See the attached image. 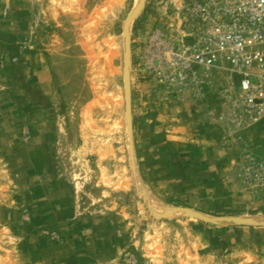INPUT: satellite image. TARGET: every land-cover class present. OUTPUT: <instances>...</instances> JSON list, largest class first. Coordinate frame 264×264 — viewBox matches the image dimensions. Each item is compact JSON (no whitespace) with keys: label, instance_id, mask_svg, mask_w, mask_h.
<instances>
[{"label":"rangeland","instance_id":"1","mask_svg":"<svg viewBox=\"0 0 264 264\" xmlns=\"http://www.w3.org/2000/svg\"><path fill=\"white\" fill-rule=\"evenodd\" d=\"M140 1L0 0V264H264V190L242 178L264 114L233 106L225 63L181 85L153 51L181 50L189 0L130 24V135Z\"/></svg>","mask_w":264,"mask_h":264},{"label":"built area","instance_id":"2","mask_svg":"<svg viewBox=\"0 0 264 264\" xmlns=\"http://www.w3.org/2000/svg\"><path fill=\"white\" fill-rule=\"evenodd\" d=\"M186 11L191 29L180 51L161 34L152 39L159 59L170 52L173 81L192 84L201 69L210 73L225 63L238 77L233 106L247 115H263L264 0H189ZM242 175L249 186L264 190V158L248 157Z\"/></svg>","mask_w":264,"mask_h":264},{"label":"water","instance_id":"3","mask_svg":"<svg viewBox=\"0 0 264 264\" xmlns=\"http://www.w3.org/2000/svg\"><path fill=\"white\" fill-rule=\"evenodd\" d=\"M146 0H141L136 9L133 11L131 16L127 19L125 24L126 34V53H125V85H126V99H127V121L129 125V132L132 137V106H131V77H130V58H131V46H130V24L140 14L144 7ZM182 210V209H181ZM186 215L194 216L200 219L207 220V218L197 212L186 211Z\"/></svg>","mask_w":264,"mask_h":264},{"label":"trees","instance_id":"4","mask_svg":"<svg viewBox=\"0 0 264 264\" xmlns=\"http://www.w3.org/2000/svg\"><path fill=\"white\" fill-rule=\"evenodd\" d=\"M211 243L213 246H220L222 245L223 243H219V239L218 238H213L211 239ZM226 245V243H224Z\"/></svg>","mask_w":264,"mask_h":264},{"label":"bare ground","instance_id":"5","mask_svg":"<svg viewBox=\"0 0 264 264\" xmlns=\"http://www.w3.org/2000/svg\"><path fill=\"white\" fill-rule=\"evenodd\" d=\"M137 6V5H136Z\"/></svg>","mask_w":264,"mask_h":264}]
</instances>
